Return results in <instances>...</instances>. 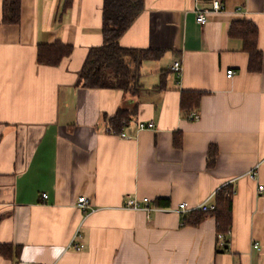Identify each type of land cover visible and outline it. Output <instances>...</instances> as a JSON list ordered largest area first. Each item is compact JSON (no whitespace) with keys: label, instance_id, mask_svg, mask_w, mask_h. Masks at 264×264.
Wrapping results in <instances>:
<instances>
[{"label":"crops","instance_id":"1","mask_svg":"<svg viewBox=\"0 0 264 264\" xmlns=\"http://www.w3.org/2000/svg\"><path fill=\"white\" fill-rule=\"evenodd\" d=\"M66 1L21 0V21L10 24L0 0V245L13 247L0 264H264V0H218V11L214 0H144L121 44L164 54L142 63L137 96L79 85L104 41V0ZM198 9L208 10L204 26ZM244 20L259 29V72L229 35ZM56 41L73 54L40 64L39 44ZM183 91L203 92L199 120L182 111ZM135 104L125 136L112 132ZM225 186L234 190L229 252L214 216L192 225V212L178 210L215 203ZM128 196L155 209L125 208ZM79 227L85 248L67 249Z\"/></svg>","mask_w":264,"mask_h":264},{"label":"trees","instance_id":"2","mask_svg":"<svg viewBox=\"0 0 264 264\" xmlns=\"http://www.w3.org/2000/svg\"><path fill=\"white\" fill-rule=\"evenodd\" d=\"M73 0L66 1V9ZM144 9V0H104L102 33L104 41L93 47L80 72L79 85L91 89H118L133 96L143 90L140 83V69L146 60L162 58L164 51L157 49H137L124 47L121 38L135 22ZM21 21V0H4L3 22L19 24ZM229 35L244 43L249 54L248 69L259 72L263 67V53L258 48L259 29L252 21H235ZM74 52L72 45L56 41L52 44H39L37 60L42 65L58 66ZM164 82L158 87L163 88ZM203 92L183 91L181 109L188 115L199 108ZM138 105H126L112 120L115 131H120L132 116L136 115ZM234 190L231 186L221 188L215 195L216 209L212 211H193L184 222L200 224L207 216L216 218L217 230L226 234L232 227ZM12 245L1 244L0 254L7 256ZM18 248V247H16ZM220 250V249H219ZM221 251V250H220Z\"/></svg>","mask_w":264,"mask_h":264},{"label":"built area","instance_id":"3","mask_svg":"<svg viewBox=\"0 0 264 264\" xmlns=\"http://www.w3.org/2000/svg\"><path fill=\"white\" fill-rule=\"evenodd\" d=\"M213 7L214 10H221L223 9V5L218 1V0H214L213 1ZM207 13L208 10L207 9H198L197 12V16H196V21L198 22V24L204 26L207 22H208V17H207ZM171 70L176 72L178 75L181 74L182 72V62L181 60H175L172 64ZM235 71L233 69H229L227 71V75L228 77H232L234 75ZM187 118L191 121H195V120H199L200 119V114L198 113L197 110H193L191 111L188 115ZM140 128H153L154 127V123L150 122V123H140ZM112 132L114 133H118L121 136H125V134H123L122 132L119 131H115L112 127L110 129ZM255 171L253 173V175H255ZM264 187H260L259 191H263ZM44 198H47L48 195L44 194L43 195ZM149 199L145 198L143 199V205L138 201V199L132 197V196H128L127 200L125 202L124 207L128 208V209H133V210H140V209H144L147 211H151L155 208L150 207L149 205ZM78 206L82 209V210H87L88 208H90V202L88 200V198L86 196H81L79 197L78 200ZM216 209V204L212 203V204H208L207 202L203 203L202 205L190 209L188 207V205L186 203H181L179 205L178 210L182 213L184 212H193V211H212ZM230 235H231V230H229L226 234L224 233H219L218 234V247L221 251L223 252H229L230 251ZM258 243H256V247H258ZM85 248V244L83 242V233L81 231V227H79L76 232L74 233L70 243L68 244L67 249H71L74 251H81Z\"/></svg>","mask_w":264,"mask_h":264}]
</instances>
